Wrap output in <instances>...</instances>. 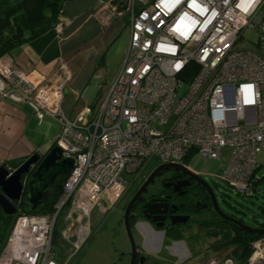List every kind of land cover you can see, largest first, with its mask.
<instances>
[{"label":"built area","instance_id":"1","mask_svg":"<svg viewBox=\"0 0 264 264\" xmlns=\"http://www.w3.org/2000/svg\"><path fill=\"white\" fill-rule=\"evenodd\" d=\"M127 11L130 37L116 76L97 104L73 118L61 109L70 78L65 63L60 75L36 78L0 56L2 97L25 102L38 120L56 118L54 144L61 158L73 159L51 211L26 212L18 202L0 264H73L91 234V210L112 211L152 159H218L228 146L223 182L245 196L259 189L264 0H132ZM54 28L62 32L60 24ZM245 29L257 31V42L242 38ZM252 248L249 264L262 257L264 238Z\"/></svg>","mask_w":264,"mask_h":264},{"label":"crops","instance_id":"2","mask_svg":"<svg viewBox=\"0 0 264 264\" xmlns=\"http://www.w3.org/2000/svg\"><path fill=\"white\" fill-rule=\"evenodd\" d=\"M108 1H64L57 15L61 33L52 27L4 54L29 77L60 75L58 65L65 63L70 78L61 109L65 99L70 100V110L62 111L71 118L85 105H95L100 101L126 52L130 37L129 13H114L107 6ZM46 116L58 123L56 139L61 124L56 118ZM35 121L39 123L41 120L29 105L3 98L0 94V166L14 168L37 153L39 144L31 136V126ZM236 263L239 264L237 259Z\"/></svg>","mask_w":264,"mask_h":264},{"label":"flooded vegetation","instance_id":"3","mask_svg":"<svg viewBox=\"0 0 264 264\" xmlns=\"http://www.w3.org/2000/svg\"><path fill=\"white\" fill-rule=\"evenodd\" d=\"M159 165L150 170L137 184L134 182L140 176L136 178L119 199L120 201L126 195L119 209L120 214L116 227L122 229L128 244L125 250H118L117 259L120 262L127 260L130 264L133 256L134 264H180V261L170 254V248L180 242L190 245L192 241H199L201 238L206 241V245L203 242L205 247L201 249L202 256L207 254H209L208 257L212 256L209 253L211 250L220 252L223 248L225 251L227 231H243L229 218L241 220L232 212H226L223 209L221 198L216 193L214 185L202 174L193 171L185 164H178L181 168L159 169L155 176L144 185L146 179ZM14 168L8 169L13 170ZM205 184L209 186V189ZM138 191L140 192L130 205L127 214L134 243L132 248L126 233L125 211ZM212 194L218 209L214 206ZM18 202L14 201L16 208ZM23 202L22 199L21 203ZM112 211L107 214L109 215ZM219 211L229 218L221 216ZM216 242H218V248H216ZM234 247L235 245L229 246L230 254L227 255L236 262L237 257L231 253Z\"/></svg>","mask_w":264,"mask_h":264},{"label":"rangeland","instance_id":"4","mask_svg":"<svg viewBox=\"0 0 264 264\" xmlns=\"http://www.w3.org/2000/svg\"><path fill=\"white\" fill-rule=\"evenodd\" d=\"M242 38L249 43H255L258 39V33L253 29H245L242 33ZM181 92L182 91H179V93ZM70 108V100L65 99L62 104V109L65 112H68ZM46 117L39 121V123L35 121L31 126V136L35 142L39 144L36 151L39 155H44L54 144V138L58 127L56 120ZM230 152L231 148L227 146L221 149L220 157L218 159L203 158L200 155H192L186 159L185 165L193 171L202 174L211 184L214 185L216 193L221 198L223 209L226 212H232L234 216L241 220L245 225L257 226L258 223L264 221V151H260L256 155V161L260 165L258 174L262 177V180L259 183V189L252 196L241 195L236 191H233L221 179V167L227 163ZM158 164V161L156 162L153 159L150 160L141 171L139 179L134 183L137 184ZM125 199L126 195L119 201L115 209L109 215L103 214L98 206H95L91 210V234L73 264H128L127 260L120 262L116 257V253L119 252L118 250H125V247H127L128 244L125 235H123L122 229L116 227L117 219L120 214L119 209ZM23 210H27L25 202L23 204ZM13 219L14 217L4 218V213L0 211V247L6 239ZM142 234L144 235V233ZM148 234H151V232H148ZM203 242L206 245V241H203L202 238L199 241H192L190 245H185L181 242L175 243L170 248V254L178 259L180 264H207L209 254L206 256H202L201 254V249L205 247ZM217 246H219L218 242H216V248H218ZM54 249H56L55 245ZM253 251L252 248V253ZM209 253L212 255L210 256L212 259L215 258L222 260L226 258L225 256H229L227 254H230V248L227 247L225 251L222 248L220 252H214L211 250ZM260 254L262 257L257 259L258 261L254 264H264V249L261 250ZM247 264H249V262Z\"/></svg>","mask_w":264,"mask_h":264},{"label":"water","instance_id":"5","mask_svg":"<svg viewBox=\"0 0 264 264\" xmlns=\"http://www.w3.org/2000/svg\"><path fill=\"white\" fill-rule=\"evenodd\" d=\"M132 0H109L107 6L116 14H122L128 10ZM73 166L72 158H61V149L53 144L44 155L33 153L25 161L13 170L6 166H0V208L7 215H13L16 211L14 201L24 200L27 210L33 212L51 195L54 183L69 173ZM181 168L178 164H160L146 179L147 184L159 169ZM143 185V186H144ZM209 189V186L205 184ZM142 186V187H143ZM211 191V190H209ZM140 191L131 199L125 211V227L128 239L132 248L134 247L132 234L129 229L127 214L132 202L136 199ZM212 193V192H211ZM214 199V206L218 209ZM220 215L229 218L219 211ZM236 223L243 231L264 234V227H252L245 225L241 221L229 218ZM130 264H134L133 256Z\"/></svg>","mask_w":264,"mask_h":264},{"label":"trees","instance_id":"6","mask_svg":"<svg viewBox=\"0 0 264 264\" xmlns=\"http://www.w3.org/2000/svg\"><path fill=\"white\" fill-rule=\"evenodd\" d=\"M64 1L66 0H20L18 2L0 0V56L9 54L14 47L55 27L57 15L61 12ZM65 176L60 177L55 182L51 189L50 198L33 212L52 210L53 203L61 192ZM25 211L29 212L28 210ZM6 217L11 218L14 215L4 214V218ZM258 226H264V221L258 223ZM231 233L232 237L230 238ZM262 237L264 234L229 230L226 234L225 246L235 245L231 253L237 257L239 264H247L252 253V242Z\"/></svg>","mask_w":264,"mask_h":264}]
</instances>
